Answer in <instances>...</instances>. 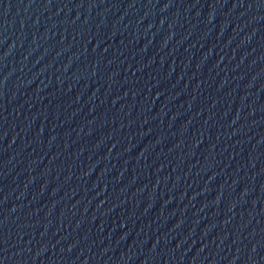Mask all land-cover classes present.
<instances>
[{
  "label": "water",
  "instance_id": "obj_1",
  "mask_svg": "<svg viewBox=\"0 0 264 264\" xmlns=\"http://www.w3.org/2000/svg\"><path fill=\"white\" fill-rule=\"evenodd\" d=\"M0 264H264V0H0Z\"/></svg>",
  "mask_w": 264,
  "mask_h": 264
}]
</instances>
